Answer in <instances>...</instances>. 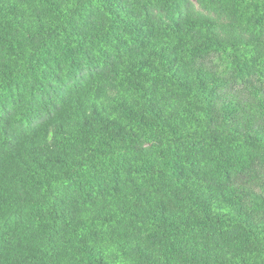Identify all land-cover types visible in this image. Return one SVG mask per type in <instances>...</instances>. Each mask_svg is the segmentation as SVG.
<instances>
[{
    "label": "trees",
    "instance_id": "16d2710c",
    "mask_svg": "<svg viewBox=\"0 0 264 264\" xmlns=\"http://www.w3.org/2000/svg\"><path fill=\"white\" fill-rule=\"evenodd\" d=\"M0 264H264V0H0Z\"/></svg>",
    "mask_w": 264,
    "mask_h": 264
},
{
    "label": "clouds",
    "instance_id": "9594fccd",
    "mask_svg": "<svg viewBox=\"0 0 264 264\" xmlns=\"http://www.w3.org/2000/svg\"><path fill=\"white\" fill-rule=\"evenodd\" d=\"M113 210H115V209H113Z\"/></svg>",
    "mask_w": 264,
    "mask_h": 264
}]
</instances>
